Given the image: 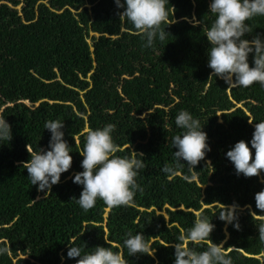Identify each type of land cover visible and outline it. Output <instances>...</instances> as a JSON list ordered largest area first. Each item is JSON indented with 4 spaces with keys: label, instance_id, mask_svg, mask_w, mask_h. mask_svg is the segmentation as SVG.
<instances>
[{
    "label": "trees",
    "instance_id": "trees-1",
    "mask_svg": "<svg viewBox=\"0 0 264 264\" xmlns=\"http://www.w3.org/2000/svg\"><path fill=\"white\" fill-rule=\"evenodd\" d=\"M210 2L169 0L173 23L165 41L145 47L115 0H0V115L12 126V139L0 141V247L8 249L0 264H76L79 257L66 255L71 244L84 252L110 247L128 264H174V245L197 214L215 225L197 251L223 242L233 264H264L258 238L264 210L255 202L264 170L238 175L226 156L239 140L250 144L255 123L264 120V86L229 87L210 76ZM248 23L246 38H264V16ZM180 110L204 124L211 150L195 169L182 160L169 178L162 168L175 163L171 138L183 131L175 124ZM57 119L73 161L45 195L23 164L30 152L48 150L44 124ZM106 124L114 125L117 156L144 161L136 177L144 190L132 205L109 207L98 198L85 212L76 202L83 186L73 176L83 171L87 132ZM234 202L239 229L219 219ZM128 232L144 234L155 256H129Z\"/></svg>",
    "mask_w": 264,
    "mask_h": 264
},
{
    "label": "clouds",
    "instance_id": "clouds-1",
    "mask_svg": "<svg viewBox=\"0 0 264 264\" xmlns=\"http://www.w3.org/2000/svg\"><path fill=\"white\" fill-rule=\"evenodd\" d=\"M168 2L169 0H115L117 7L123 9L118 15L132 24L141 39L145 40V47H154L157 39L165 41L169 33L166 27L173 23L168 22ZM209 12L214 16L210 27L205 30L210 43L207 50L208 67L212 69L210 76L223 79L229 87H249L254 83L264 86V38L260 34L251 39L245 37L246 33L252 32L248 21L264 16V0H211ZM189 22L193 21L189 19ZM195 23L200 21L196 20ZM250 53H254L251 64ZM175 124L183 131L171 138V145L175 149V163L165 164L162 168L169 178L176 175V167L182 160L186 161L190 170L195 169L194 166L211 150L208 134L203 130L204 124H201L199 118L187 110H180L175 117ZM63 127L64 122L58 119L46 121L44 129L51 133L48 150L30 152L31 159L23 164L31 185H36L37 190L45 192V195L60 181L61 174L72 166V150L64 139ZM113 132V124L89 130L83 150L80 151L83 156V171L74 174L73 182L83 186L76 202L85 212L95 206L98 198L109 207L132 205L136 192L144 190L136 179L139 170L146 167L144 161L135 155L117 156L119 146L113 139ZM11 139L12 126L6 117L0 115V141ZM226 156L238 175L259 176L264 170V120L255 123L250 144L241 139L226 152ZM255 202L257 209L264 210V190L255 193ZM239 207L235 202L224 205L219 211V219L226 225L232 224L239 229ZM214 228L215 225L207 216L197 214L193 225L186 234L179 236L174 245V264H233L223 242L208 243L205 250H196L197 245H203L209 240ZM258 230L259 241L264 243V222L258 224ZM125 236L123 245L129 256L138 253L155 256L156 249L152 248V242L146 240L144 234L138 232L133 235L128 232ZM189 242L192 247L188 246ZM7 251V247H0V254ZM66 255L69 259L79 257L76 264H128L121 252L104 246H96L91 251L84 252L80 246L71 244Z\"/></svg>",
    "mask_w": 264,
    "mask_h": 264
}]
</instances>
